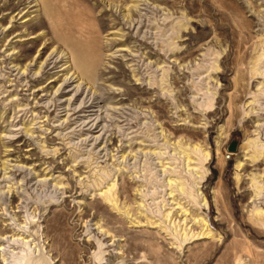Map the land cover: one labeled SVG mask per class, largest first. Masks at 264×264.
Here are the masks:
<instances>
[{"label": "rangeland", "instance_id": "1", "mask_svg": "<svg viewBox=\"0 0 264 264\" xmlns=\"http://www.w3.org/2000/svg\"><path fill=\"white\" fill-rule=\"evenodd\" d=\"M106 1L48 0L55 21L45 28L104 19L111 73L90 68L91 88L70 74L63 81V66L52 62L17 73L12 52L29 50L31 40L18 36L25 22L16 10L0 12V161L11 152L10 169L0 171L4 254L20 250L10 235L22 233L36 245L22 264H264V0ZM249 138L259 146L246 147ZM237 159L244 164L236 169ZM14 164L26 170L12 174ZM113 179L121 210L100 195ZM56 181L64 194L54 193ZM10 186L21 190L11 205ZM175 202L206 218L215 238L181 246L162 218ZM97 220L111 238L98 234Z\"/></svg>", "mask_w": 264, "mask_h": 264}, {"label": "bare ground", "instance_id": "2", "mask_svg": "<svg viewBox=\"0 0 264 264\" xmlns=\"http://www.w3.org/2000/svg\"><path fill=\"white\" fill-rule=\"evenodd\" d=\"M108 1L109 0L106 1V6H110L111 0H110L109 3H108ZM0 3H1L0 12L1 11H10V13H13V11L16 10V13H15L16 16L17 15H21L20 18L23 19V22H25V24L22 26V28L24 29V32H22V31L19 32L18 36L19 37H26L27 40L30 39L31 40V44H32L31 48H29V50L18 49L17 53H19V54L15 53L14 55H13V52H12L11 56H13L12 57L13 59L12 60L10 59L11 60L10 64H12L13 67L16 66L17 73L20 72L22 74L23 72H27V70L30 68V65H31L32 61H34L35 65H36V70L34 71V74L37 73V72H43L45 70V67L50 62H52L56 67H57V64H60L61 66H63L62 69H60V70H65L64 73H66L63 81L66 82L67 81L66 75L70 74V78L69 79H71L73 77L74 80L76 79V81H79L80 83H84L85 85L88 84V85H90V88H91V86H92L91 85L92 84L91 80L93 78V75L95 73H99L98 71H96L97 68H102V70L104 71V70H106L109 67L108 63L110 62V60H109L108 56L110 54H106V52L104 51L105 55H103L102 51L106 48V44L104 45L103 43L100 42V40H101L100 39V35H101V33H102L103 29H104V23L105 22L103 21L104 19L98 17L99 15L97 16V21H96L97 25H96V27H91L90 25H89V27H87L84 21H81L80 19H76V20H74V22H67V24L59 23V24H57L54 27L45 28L46 23H51V20L55 21V18L53 20L51 18L52 17L51 13L49 12V2H48V0H18L17 4H15L13 2L11 3V0H9L8 2H6L4 0H0ZM122 5H123L124 10L127 11L128 15L130 13H132L130 7H127V5L123 4V3H122ZM112 6H114V4ZM120 6H121V4H120ZM98 12H99V14H101L100 16H102V14H104V12H106V11H105V9L104 10L101 9ZM127 14H124V16H127ZM114 20L115 19L113 18L111 21H114ZM127 20H129V19H127ZM89 21H90V19H89ZM75 33L77 35H75ZM38 43L42 45V48L41 49H39V48L37 49V51H36L37 57L36 58H31L30 57V53H31L30 51H31V49H34L35 47H37ZM49 46H51V51L48 54H45L44 58H42L46 48H48ZM15 48H16V46L11 47L8 50L14 51ZM56 55H57V58H60L59 62H57L58 59L57 60L54 59V57H56ZM60 65H59V67H61ZM16 68H14V70ZM90 68L95 69L94 70L95 73L93 72V70H90ZM14 70H12V71H14ZM107 73H111L109 68L107 69ZM26 79H28V76L26 78H24L23 80H20V81L24 82ZM31 81L32 80H29V81H27V83L30 84ZM7 82H10V81L7 80ZM33 82H34V80H33ZM15 86H16V83H15ZM30 87H32V86H30ZM37 90H38V88H37ZM42 91L45 92V94H46V93L49 92V89H42ZM56 92H57V90L55 91V93ZM50 93H51V90H50ZM32 94H33V98L32 99L34 100L33 102L35 104H39L41 102L42 98L38 99L36 97V94H34V93H32ZM25 105H27V104H25ZM33 132H34L33 130L29 131V130L24 128V134L28 135V133H29L30 138H32V136H33L32 133ZM40 142H42V140H40ZM247 144L248 145H246V147H248V148H250V147H255L256 148V147L259 146L257 144V141L255 140V138L254 139L249 138L247 140ZM40 147L43 148V146H40ZM43 150H45V149H43ZM53 150H54V152L56 151L55 149H53ZM192 150L198 151L199 147L193 145ZM256 152L258 154L260 153L258 151H256ZM181 153L184 155V161H185V159L187 161H189L188 153L185 150L181 151ZM6 156H7V158L2 159L0 161V171H1L2 168L4 170L5 169L8 170V168H9L8 166L10 165L9 164L10 162L8 160V157L11 156V152H8L6 154ZM202 156H203V159H206L208 157V153L207 152H203ZM251 157L252 158L256 157L254 152L252 153ZM17 159H18V157L15 158V162H16ZM10 161H12V159H10ZM243 164H244L243 160L237 159V161H236V169L237 168H241L243 166ZM187 166H188V164H187ZM12 167L15 169V171H13L12 174H15L14 172H16L17 170L20 171V172H23L24 170H26V167H24L22 165H18V164H14V165H12ZM3 169H2V171H3ZM192 170L194 171L193 174L196 175L194 177L195 178V182L194 183L197 186L196 188L200 189L201 187L199 186V184L201 183V181L203 179V176L201 174L197 175L199 167H197V166L194 167L193 166L191 168V171ZM10 171L12 172V169ZM44 181L45 180L43 179V182ZM169 182L171 184L172 179H169ZM28 183H29V181H28ZM47 185H49V184H47ZM60 185H61L60 181H56L53 184L54 193L57 194L59 191H61V194H64L66 192L65 190H60L61 187H57L58 189L55 188V186H60ZM116 186H117L116 180L113 179L112 182L108 183V185L105 187V189L100 191V195H102V198L108 204H111L114 208H116L118 210H121V209L118 208V205H117L118 196L116 194ZM176 186H177L178 190H180L181 192H184V193L187 192V190L184 187V183L181 182L180 180H177ZM122 188H123V186H122ZM9 189H11V190H9ZM9 189H8V191H11V192L9 193V195H10L9 197L10 198L8 199V202L11 205L13 203H16L19 200V197L17 196V194L21 190L17 191L16 189L12 188V186H10ZM136 190H138V187L136 188ZM138 193H140V192L138 191ZM168 194H169V198H171L173 196L172 189H170ZM199 194H200L199 205L200 206L202 205V206L206 207L207 206V202H206V199H205L204 195L202 194V192H199ZM188 195L192 196V193L188 192ZM1 198L2 197H0V200H1ZM172 200H174V199H172ZM19 205H21V204H19ZM140 205H143V204L141 202H139L138 206L140 207ZM126 209H127V207H126ZM4 210H5V208H4ZM168 210H169L168 212L162 214V218H163L164 221H166L168 223V226H170L171 230L174 233V237L179 239L180 245L182 243L187 242L188 240L194 239V237H197V238L205 237V238H210V239H214L215 238L214 237V233H212V231H211V228L209 226L208 221L203 216L202 217H198L196 215L191 214L189 212L188 208L183 207L182 205H180L179 202L171 203L170 208ZM125 212L128 214V210H125ZM254 212L256 214H259L262 211L258 207L255 206ZM30 213H31V211H30ZM28 216H29V219L33 220L34 217H35V214L31 213ZM143 216H144V219H145L143 223H146L148 225L154 224V222H152L150 220V217H148L147 215H143ZM190 222H193L194 224H196V223L199 224L200 225V230L194 232V230L191 227L188 228V223H190ZM23 223L24 222H22L21 224H23ZM137 223L141 224L140 221H137ZM94 225H97V229H99V233H98L99 235H100V233H103L104 236H107V237L111 238V235L109 234L110 232L108 233V231L106 229L102 228V225L99 224L98 220L95 221ZM19 226H20V224H19ZM15 235H17V237ZM10 237H13V239L12 238H10V239H12L14 243H18L19 245H21V248H20V250L18 252H15V253H12L10 251L11 254H10L9 257H7L4 254V251H3L5 248H3L0 245V259H1V263L0 264H22V263H24L25 259L28 258L27 256L32 253V251L36 247V245L34 247H32V244H33L32 241L33 240L32 239H27L26 238V237H28L27 235H23L22 236V233H19V234L13 233V234L10 235ZM112 237H113V235H112ZM180 245H178V246H180ZM41 248L44 249L43 246ZM41 248H39L37 250L40 251ZM49 248H50V246H49ZM47 250H48V248H47ZM154 255H155V253H154ZM44 256L45 255L42 254L41 258L43 259ZM46 258H49V257H46ZM131 261H132V259H131Z\"/></svg>", "mask_w": 264, "mask_h": 264}, {"label": "water", "instance_id": "3", "mask_svg": "<svg viewBox=\"0 0 264 264\" xmlns=\"http://www.w3.org/2000/svg\"><path fill=\"white\" fill-rule=\"evenodd\" d=\"M234 148V147H233Z\"/></svg>", "mask_w": 264, "mask_h": 264}]
</instances>
